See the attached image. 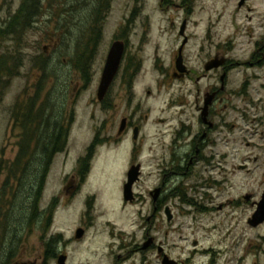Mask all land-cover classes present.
<instances>
[{
	"label": "rangeland",
	"instance_id": "rangeland-1",
	"mask_svg": "<svg viewBox=\"0 0 264 264\" xmlns=\"http://www.w3.org/2000/svg\"><path fill=\"white\" fill-rule=\"evenodd\" d=\"M47 1V7L23 43L24 67L20 76L5 91L0 106V161L14 160L18 153L17 137L21 130L15 127V107L27 94L34 93L33 86L39 77L35 63H49L48 70L54 73L48 74L47 90L55 83L56 96L68 109L74 110L75 120L66 151L56 156L39 205V211H54L50 228L45 230L43 225L34 224L23 226L19 240L7 234L6 244L0 247V264H58L57 255L60 254L67 256L66 264H112L115 251H130L131 258L125 264H161L157 253L159 246L179 264H264V225L254 229L248 224L253 215L250 204L262 193L253 172L255 158L264 155V144L259 140L248 137L236 151L227 149L228 157L222 160L219 169L207 171L200 166L188 177L179 178L178 184H170L163 195L166 204L161 212L155 213L150 193L162 180L160 164L164 163V142L168 145L171 140L169 135L164 138L173 124L170 121L173 110L168 109L180 93L189 88L188 82L182 85L164 74L171 69L174 55L183 42L180 28L184 10L176 7L162 10L160 0H144V10L141 0H114L90 79L85 82L70 63L75 45L92 21L93 7L98 0ZM20 2L0 0V28ZM208 4L209 0H197L198 9L193 17L190 16L187 32L193 38L185 49V65L197 71H203L205 61L200 52L202 29L209 18L215 20L217 16L207 8ZM128 19H134L131 29L135 33L121 74L102 105L97 101V93L108 54L115 35L122 34V26ZM149 25L152 28L149 39L143 37L139 44L138 36ZM4 46L0 41V47ZM129 67L139 70L138 74L135 76V71L129 74ZM124 71L129 78L126 82ZM110 104L119 110L113 114L107 106ZM139 109L142 121L149 115V119L142 122L143 138L136 143L131 132L121 145L106 143L113 135L110 123L114 115L118 129L124 115ZM160 119L164 123H159ZM98 134L104 143L97 148L91 172L73 197L71 188L68 189L70 177ZM134 147L138 149L137 155L133 153ZM138 163L142 165V176L134 193L139 198L135 203H126L123 193L127 175L132 164ZM169 163L170 159L164 166L170 169ZM1 173L0 165V190L5 179ZM246 195L254 199L247 202ZM166 207L172 211L174 219L171 222L167 221ZM25 212L30 214L28 209ZM85 222L88 229L78 241L76 231L84 227ZM145 233L155 239L156 248L147 250L144 255H133L132 251H139L145 243ZM52 238H56L52 246L56 254L54 259L46 257V245ZM2 251L10 256L3 258Z\"/></svg>",
	"mask_w": 264,
	"mask_h": 264
},
{
	"label": "flooded vegetation",
	"instance_id": "flooded-vegetation-1",
	"mask_svg": "<svg viewBox=\"0 0 264 264\" xmlns=\"http://www.w3.org/2000/svg\"><path fill=\"white\" fill-rule=\"evenodd\" d=\"M160 1L159 6L162 7V10H167L170 7L184 10V21L180 28V37L183 42L177 54L174 55L171 69L166 70L164 74L172 81L182 85L188 82L189 88L185 93L181 92L175 103L168 109L170 112L173 110L170 120L173 124L171 131L164 138L169 135L171 140L168 145H165L164 142L165 153L162 156L164 163L160 164L163 169L162 180L158 187L150 193V196L153 197L154 192L160 190L159 198L156 201L153 199L155 213L161 212L166 204V199L163 198L166 188L170 184L176 182L178 184L179 178L188 177L200 166L207 171L219 169L222 160L228 157L227 149L230 152L231 150L236 151L238 145L248 137L264 144V0H209L207 8L217 16L215 20L209 18L206 26L202 29L204 35L200 52L205 56L203 71L188 68L184 58L185 49L193 38L187 32L190 16L193 17L198 9L197 0H176L181 2L180 5L174 3L173 0ZM112 4L108 12L105 0L102 1L100 38H102L105 21L111 13ZM141 5L144 10V0H141ZM94 18L96 19V17ZM133 21L134 19H128L124 23L122 34L115 35L113 42V44L115 42L124 44L123 63L135 33V30L131 29ZM197 27H200L199 23H197ZM151 32L152 28L149 25V28L138 36L139 44H142L143 37L148 40ZM180 58L186 68L183 72L178 69ZM132 71H135V76L139 72V70L129 67L128 73L130 74ZM120 74L121 71L118 76ZM126 76L127 71H124V82H126ZM109 93L110 91L102 105L107 102ZM107 106L113 114L119 110H115L112 104ZM140 110L124 115L118 129H116L114 115L110 123L113 135L107 138L106 143L115 146L121 145L122 140L131 132L136 143L141 140L144 130L142 122L147 121L149 115L142 121ZM159 123H164V120L160 119ZM103 143L99 134L96 135L84 157L79 159L76 171L69 180L68 189L71 188L70 193L73 197L90 174L96 150ZM137 152L138 149L134 147L133 153L137 155ZM167 154L169 155L168 160ZM169 159L170 169L164 166L168 164ZM255 163L256 170L253 172L256 182L262 188V193L253 202H251L254 199L252 195L244 197L245 201L251 202L253 215L257 212L258 205L264 196V155L256 157ZM137 165L140 166L142 176V165L140 163ZM137 165L132 164L131 167ZM241 170H246V167H241ZM135 196L136 200L133 203L139 198L137 195ZM167 208L169 207L165 208V214ZM166 217L168 221V216ZM88 226V223L85 222V228L81 227L85 229V234ZM149 237V233H145L143 237L145 243L139 251H132L133 255H144L147 250L156 248L155 239ZM151 238L154 239L153 243L145 250L144 247ZM161 248L162 251H160ZM157 253L162 264L167 256L164 248L159 246ZM115 254L112 264H125L131 258L130 251H115Z\"/></svg>",
	"mask_w": 264,
	"mask_h": 264
},
{
	"label": "trees",
	"instance_id": "trees-1",
	"mask_svg": "<svg viewBox=\"0 0 264 264\" xmlns=\"http://www.w3.org/2000/svg\"><path fill=\"white\" fill-rule=\"evenodd\" d=\"M102 1L104 0H98V4L93 7V19L81 41L75 45V54L70 63L85 82L90 79L92 64L101 42ZM47 2L21 0L17 11L9 15L0 28V41L5 44L3 48L0 47L4 49L0 52V106L5 91L20 76L24 67L23 43L47 7ZM105 2L106 11L109 12L113 0ZM48 64L40 61L35 63L39 77L33 86L34 93L27 94L15 107L14 118L21 130L18 153L14 160L0 161L1 174L5 176L0 190V247L6 244L7 234L14 235L19 240L23 226L43 225L48 230L52 223L53 209L50 213L43 214L39 211V205L54 160L68 146L69 132L75 116L74 110L68 109L56 96L55 83L52 85L55 88L47 90L48 74L54 73L52 69L49 72ZM53 76L56 77V74ZM60 93L63 94L62 90ZM26 209L29 215L25 212ZM54 242L56 238H52L46 245V257L51 259L56 257L52 250ZM2 256L6 259L10 253L3 252Z\"/></svg>",
	"mask_w": 264,
	"mask_h": 264
},
{
	"label": "water",
	"instance_id": "water-1",
	"mask_svg": "<svg viewBox=\"0 0 264 264\" xmlns=\"http://www.w3.org/2000/svg\"><path fill=\"white\" fill-rule=\"evenodd\" d=\"M183 49V48H182ZM125 48L124 44L121 42H116L112 45L106 65L103 71L101 83L98 90V100L102 102L109 92L110 87L112 86L116 76L121 67L122 59L124 56ZM178 69L179 71H185V67L183 65L182 58L178 61ZM141 175L140 166L133 167L130 172L128 173V181L124 187V199L125 202H133L135 200L134 196V186L139 181ZM160 190L155 191L154 193V200L156 201L159 198ZM166 214L168 216V221H172L173 215L170 208L166 209ZM249 224L257 228L261 224H264V196L263 200L258 205V210L254 214L253 218L249 221ZM85 231L83 229H79L76 233V239L80 240L83 238ZM154 239H150L149 242L145 245L144 249L147 250L150 245L153 243ZM162 251V248L161 250ZM67 257L60 256L58 258V264H66ZM163 264H177L176 262L170 260L168 257L164 258Z\"/></svg>",
	"mask_w": 264,
	"mask_h": 264
}]
</instances>
